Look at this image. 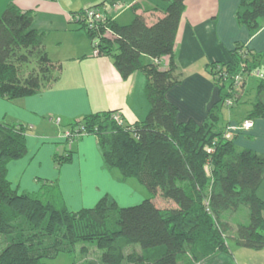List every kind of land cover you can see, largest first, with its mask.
I'll return each instance as SVG.
<instances>
[{"label": "trees", "instance_id": "1", "mask_svg": "<svg viewBox=\"0 0 264 264\" xmlns=\"http://www.w3.org/2000/svg\"><path fill=\"white\" fill-rule=\"evenodd\" d=\"M124 1L105 0L90 7ZM160 1L163 16L152 24L138 12V3L129 6L134 17L128 24L118 22L113 12L93 29L78 22L97 42L99 55L109 56L124 78L138 70L146 74L150 103L146 118L119 124L113 115L120 110H106L69 127L84 126L80 136L95 134L105 165L118 169L124 180L136 178L152 196L122 207L105 195L93 207L74 211L54 183H44L40 192L19 193L11 187L7 172L10 161L27 153L26 129L0 121V234L7 238L0 264H45V258L73 251L78 244H83L81 253L87 256L86 243L101 252L81 264H200L229 253L228 238L250 249L264 247V153L240 148L235 143L237 132L226 138V128L233 123L223 118L225 108L240 102L246 78L258 69L259 56L238 43L228 61L209 62L208 74L220 99L202 123L178 121V107L167 93L185 76L174 50L186 0ZM236 17L254 34L264 26V0H240ZM33 19V12L14 3L0 16V97L10 101L32 95L57 78L56 65L44 47L45 32L33 28ZM163 57L169 58L167 68L160 64ZM33 59L40 73L25 77L22 65ZM239 73L245 75L243 92L234 88L233 78ZM230 96L235 97L234 104L226 107ZM258 118H264V78L258 79L256 99L237 124ZM71 154L67 148L56 153L57 164L70 160ZM157 195L174 205L158 207ZM242 205L249 208L248 222L233 225L224 219ZM131 245L140 249L127 252Z\"/></svg>", "mask_w": 264, "mask_h": 264}, {"label": "crops", "instance_id": "2", "mask_svg": "<svg viewBox=\"0 0 264 264\" xmlns=\"http://www.w3.org/2000/svg\"><path fill=\"white\" fill-rule=\"evenodd\" d=\"M103 1L0 0V15L9 3L33 12L32 26L45 32L44 47L56 65L57 76L32 95L13 101L0 97V121L20 124L27 134V153L8 163L7 178L15 189H20V193L40 192L44 183H54L65 205L74 211L93 207L105 195L122 205L133 204L150 196L144 185L137 186L136 182L131 181L132 178L122 179L118 169L105 165L95 134L82 135L69 145L63 133L65 128L88 114L119 109L123 122L133 124L144 120L150 110L145 93L146 74L138 70L124 78L109 56L94 55L86 29L73 18L83 8ZM124 2L128 5L138 3V12L147 17L149 24L163 16V11L158 9L164 6L160 0ZM239 4L240 0L185 1L174 50L175 59L185 76L167 93L168 99L178 107V121L192 119L203 122L210 107L220 99L219 91L208 74V64L228 61L230 52L238 43L259 56L263 68L258 69L264 78V26L251 34L248 27L237 20ZM123 10L113 12L117 21ZM160 64L167 68L169 58L163 57ZM257 78L255 75L246 78L239 103L251 101L250 97L254 98L251 102L256 99ZM235 107L226 109V119L223 113L225 122L241 121L252 105L242 115ZM57 118L61 121L57 122ZM235 143L240 148L264 153V118L255 119L251 129L240 131ZM65 148L72 150L70 160L57 164L56 153ZM159 196L154 198V202L163 208L158 203ZM162 199L174 205L170 200ZM233 243L235 247L229 244V253H218L200 264H234L233 259L237 260L234 249L240 250L244 264H252L248 260L249 250L243 251L247 248ZM257 251L264 252V247Z\"/></svg>", "mask_w": 264, "mask_h": 264}, {"label": "rangeland", "instance_id": "3", "mask_svg": "<svg viewBox=\"0 0 264 264\" xmlns=\"http://www.w3.org/2000/svg\"><path fill=\"white\" fill-rule=\"evenodd\" d=\"M129 6H131V4L128 5L126 2H124V4H122L120 9H119V10L125 9V10L122 11L123 14L118 18V21L120 23H122V24L130 23L132 21V19H133V10L131 8H129ZM257 64H258V67H260V68L262 67L261 59H260V61H257ZM30 72H34V73H37V74L40 73L39 63L35 59H33V61H31L28 64L22 65V73H23V75L25 77L28 76L30 74ZM258 79H260V78L258 77L256 79L257 82H258ZM241 87L239 88V90L241 89V91L243 92V89ZM250 99L253 100L254 98L250 97ZM251 101L246 102V103L245 102L244 103H239V104L237 103V106L236 107L234 106L235 107L234 109L238 108V113H241L239 115H242V113H244V111H246L247 109H250V107L252 105ZM225 111H226V108L224 109V112H223L224 113V117L226 119L227 116L225 115L226 114ZM261 119H263V118H261ZM222 122H223V119H222ZM222 122L220 123V125L223 124ZM253 123H254V120H253ZM233 124H237V123H233ZM65 130H66V128L63 130V133H64ZM237 133H239V132H237ZM249 137L254 139V136L249 135ZM247 139H249V138H247ZM57 153H59V152H57ZM261 153H263V152H261ZM41 181H43V179H41ZM131 181L136 182L135 184H137V186L138 185L139 186L140 185L143 186L136 178H132ZM11 187L13 189H15V187H13L12 185H11ZM144 189H145L146 192H149L146 187H144ZM18 192L20 193V189L18 190ZM261 192H262L261 195L264 196V194H263L264 185H263V187L261 189ZM151 196H152V194H150V197ZM160 196L158 197V198H160V199H158V203L160 205H162L163 207L169 206L170 204H168L166 201H163L162 196L161 197ZM143 199H145V198H142L138 202H134L133 204L131 203L129 205H134V204L140 203ZM117 203H118V201H117ZM118 205L122 206V207L123 206H129V205H122L120 203H118ZM224 219H227V221H229L233 225H235L238 222H248V219H249V208L247 206H245V205H242L238 211H234V212L228 211L226 213V215L224 216ZM228 241H229V244L231 245V247H235L234 243H233L234 240L232 238H228ZM6 244H7L6 236L0 234V251L6 246ZM82 245L83 244H78L76 246V249L73 250V251H70V252H60L56 257L45 258L44 262H45V264H81L86 258H94V259H96L98 256H100L101 250H99L97 247L93 246L91 243H86V245L90 248V252H89V254L87 256H84L83 253H81ZM133 247H136L138 250L140 249L139 245H131V246H128L126 248V251L127 252L131 251ZM242 250L243 251L249 250V251H247L249 253V254H247L249 256L248 257L249 263L262 264V262H263V257H262L263 255L262 254H264V252L259 253V251H257V250L248 249V248L247 249H242ZM233 253H234V256L237 257V260L235 258L233 259V263L234 264H237V263L244 264L243 261L240 258L242 256L240 250H238V249L235 250L234 249Z\"/></svg>", "mask_w": 264, "mask_h": 264}, {"label": "built area", "instance_id": "4", "mask_svg": "<svg viewBox=\"0 0 264 264\" xmlns=\"http://www.w3.org/2000/svg\"><path fill=\"white\" fill-rule=\"evenodd\" d=\"M123 3L118 2L117 4H113L111 6H103V7H86L82 10L76 12L73 15V18L76 20V22H80L84 25H86L89 29H93L95 27H99V25L103 24L107 21L108 15H110L112 12L117 11L120 9L121 5ZM93 47V53L94 55H99L100 50L98 48V44L96 41H92ZM158 61L157 59H155ZM252 75H255L256 77L263 78V73L256 69L252 73ZM224 76L226 77V74L224 73ZM245 75L239 73L234 76V88L239 89L244 82ZM235 97H228L226 98L224 105L226 107L232 106L234 104ZM115 120L121 124L123 123L122 117L119 113H115L114 115ZM57 122H60V118L56 119ZM253 120L252 119H245L241 124H231L226 128L225 131V137L231 138L236 132H240L243 130H249L253 126ZM84 126L76 127L75 129L66 128L64 131V137L66 141H68V144L71 145L73 140L78 138L81 134H84Z\"/></svg>", "mask_w": 264, "mask_h": 264}]
</instances>
